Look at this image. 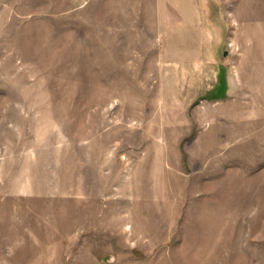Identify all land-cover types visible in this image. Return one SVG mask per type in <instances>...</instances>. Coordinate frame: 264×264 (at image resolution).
<instances>
[{
    "label": "rangeland",
    "instance_id": "obj_1",
    "mask_svg": "<svg viewBox=\"0 0 264 264\" xmlns=\"http://www.w3.org/2000/svg\"><path fill=\"white\" fill-rule=\"evenodd\" d=\"M0 264H264V0H0Z\"/></svg>",
    "mask_w": 264,
    "mask_h": 264
}]
</instances>
